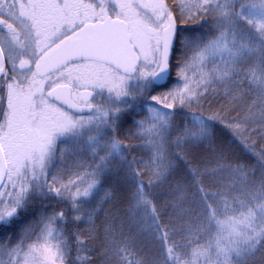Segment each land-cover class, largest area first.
<instances>
[{"label":"snow or ice","instance_id":"snow-or-ice-1","mask_svg":"<svg viewBox=\"0 0 264 264\" xmlns=\"http://www.w3.org/2000/svg\"><path fill=\"white\" fill-rule=\"evenodd\" d=\"M249 54L258 63L245 70ZM245 81L259 102L241 114ZM221 90L235 116L222 106L176 124L183 109ZM214 122L254 165L227 155ZM256 138L264 140V0H0V264H92L82 237L94 238L96 210L87 198L115 156L137 147L148 160L124 154L121 163L129 210L144 214L139 231L160 243L151 264H249L257 253L264 264V147ZM132 139L145 143H124ZM58 140L68 144L59 155ZM86 151L91 163L79 159ZM168 207L179 229L172 217L161 222ZM105 236L102 258L149 264L137 235L117 240L106 227Z\"/></svg>","mask_w":264,"mask_h":264},{"label":"trees","instance_id":"trees-1","mask_svg":"<svg viewBox=\"0 0 264 264\" xmlns=\"http://www.w3.org/2000/svg\"><path fill=\"white\" fill-rule=\"evenodd\" d=\"M211 19V18H208ZM207 31V29H205ZM258 63L257 55L249 54L243 64V68L247 70L249 67H255ZM259 75V73H257ZM256 85H252L251 89L249 88V81H245L243 87L239 91V100L237 101L236 108L241 114H245L247 106L251 105L254 100L258 101L259 92L255 91ZM139 103V101L137 102ZM222 106H224L228 111H226V115L228 117L235 116L237 113L235 111H230L232 105L229 104V101L227 99H224L222 96V90L221 95L217 96H210L207 101L203 102L202 107H196L193 106L191 109L185 108L183 109L181 115L176 116L174 119L176 121L177 125H180L181 127L184 124L191 125L193 123L192 121V115L195 114L197 116L203 115L205 118H207L212 112H215L219 110ZM140 109H137L139 111ZM255 111L258 112V109ZM184 113H187L185 115ZM141 117V118H140ZM136 119H143V115L137 116ZM217 123V129H216V139L217 143L222 146L227 153V155L232 160H240L241 162L248 163L250 165L255 164V159L252 157L249 152L241 146L239 139L233 140L232 135L230 134L229 130L224 128L223 126L219 125ZM226 131V133L230 136L229 141L227 140L226 145L220 144V141L224 140L225 137H222L224 135H220L222 133L221 131ZM94 134V133H92ZM176 133L173 132L172 139H175ZM227 138V136H226ZM87 139V137H85ZM228 139V138H227ZM124 143L126 145H140L142 143H145V141H139L136 139L132 140H125ZM238 145H237V144ZM256 147H264V140H261L259 138H256ZM59 150H62L61 148L58 149V155ZM81 151H83V146L81 147ZM170 152L178 151V149H175L174 146L170 147ZM231 151V153H229ZM87 155L91 157V155L86 151ZM104 153H101L103 155ZM126 154L127 158L129 160L135 158L136 160L144 159L148 160V149L147 148H140L137 147L135 151H130L129 149H125V153L120 154L119 156H115L113 159L112 164L109 166L108 169H105L101 174V183L97 186L95 190H93V193L90 197L87 198L88 204L86 207L94 208L96 210L95 216L93 218V224L95 225V232H94V238H88L87 232H85V236L82 237L85 239V243L90 246L92 249L91 253V259L92 264H113L111 259H104L101 256V253L105 250L104 244H105V228L111 227L114 231V237L118 240L121 238V234L124 236L133 234L140 237V239L143 241V244H138V250L140 251V255L142 257H145L149 264H151V261L153 258L159 254L160 252V243L157 240L151 239L150 237L145 238L139 231V224L138 221L140 220V217L143 216V212H135L129 210V184L124 179V172H126V166H123L121 161L123 155ZM83 158L85 160V155L80 156L79 159ZM82 160V159H81ZM89 163H91V159L88 160ZM58 166H60L59 163L60 160L58 159V162H56ZM124 168V171H120L121 168ZM55 169V168H54ZM57 171V170H56ZM120 172V175L117 176L116 173ZM259 172L257 171V175ZM185 176V173L181 171L180 173H177L174 175V178L172 180V183H175L176 180H181ZM206 184L211 183V180L206 179ZM188 195L190 196L191 193L189 192ZM167 197H164L162 199H159L156 201L157 206L161 207L165 204ZM43 204H48L49 201L45 200L42 202ZM55 206V201L51 202ZM41 202H37V207H39ZM59 207H63V205H59ZM173 209L171 207H168L164 210V214L161 217L162 223H168L170 217H172V224L177 229L180 228L181 221L176 220L173 217ZM90 225L84 223L80 224L81 230L89 229ZM72 231H75V228L72 229ZM177 241H181V236L177 235L174 237ZM76 253L73 252L72 256L75 257ZM94 261V262H93ZM249 264H261V257L260 254L257 253L256 257L254 258V261H250Z\"/></svg>","mask_w":264,"mask_h":264},{"label":"rangeland","instance_id":"rangeland-1","mask_svg":"<svg viewBox=\"0 0 264 264\" xmlns=\"http://www.w3.org/2000/svg\"><path fill=\"white\" fill-rule=\"evenodd\" d=\"M88 2H91V0H85V3H88ZM140 2L141 3H150L151 2V0H140ZM166 2L169 4V6L170 7H174V0H166ZM208 19V18H207ZM177 23L178 24H181V26H183V27H189V28H192V27H198V23H193L192 21H188L186 24H184L183 22H181V21H177ZM205 32H207V31H205ZM91 90V89H90ZM93 103H107V100H106V97H105V99H103L102 100V98L101 97H97L96 98V100L95 101H93ZM141 118V117H140ZM221 131V130H220ZM222 133H220V135H224V136H222V137H225V141L224 140H222V141H220V144L222 145V144H224L223 146H225L226 145V141L228 140L229 141V139H230V136L226 133V131H221ZM226 136H227V138H226ZM61 139H67V138H61ZM121 139H122V137H121ZM136 140H139V139H136ZM139 141H141V140H139ZM72 141L71 140H68V143H71ZM237 144V143H236ZM238 145V144H237ZM68 146V144H65V143H61L59 140L57 141V145H56V148H57V150L58 149H65L66 147ZM82 147V146H81ZM83 151H84V149H83ZM88 153L91 155V152L90 151H88ZM229 153H231V151L229 152ZM119 156V155H118ZM82 160H84L83 158H81ZM88 160H90V157L87 155V153L85 152V161H88ZM56 162H58V160L56 161ZM61 162V161H60ZM60 164V166H58L57 165V163H56V165H57V167L55 168V169H53V171L55 172L58 168H60L61 167V163H59ZM46 205V204H45ZM40 207V206H39ZM3 259H5V260H7L8 259V257L6 256V255H4L3 257H2ZM94 262V261H93Z\"/></svg>","mask_w":264,"mask_h":264},{"label":"water","instance_id":"water-1","mask_svg":"<svg viewBox=\"0 0 264 264\" xmlns=\"http://www.w3.org/2000/svg\"><path fill=\"white\" fill-rule=\"evenodd\" d=\"M88 91H91V90H88ZM85 113H87V109H85Z\"/></svg>","mask_w":264,"mask_h":264}]
</instances>
